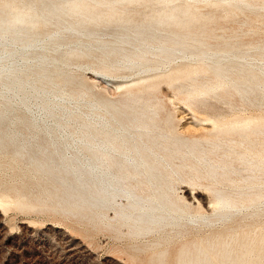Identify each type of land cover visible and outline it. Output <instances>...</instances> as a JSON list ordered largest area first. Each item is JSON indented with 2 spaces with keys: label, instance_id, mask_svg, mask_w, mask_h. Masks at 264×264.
I'll return each instance as SVG.
<instances>
[{
  "label": "bare ground",
  "instance_id": "obj_1",
  "mask_svg": "<svg viewBox=\"0 0 264 264\" xmlns=\"http://www.w3.org/2000/svg\"><path fill=\"white\" fill-rule=\"evenodd\" d=\"M10 206L151 236L149 264H264V0H0Z\"/></svg>",
  "mask_w": 264,
  "mask_h": 264
},
{
  "label": "rangeland",
  "instance_id": "obj_2",
  "mask_svg": "<svg viewBox=\"0 0 264 264\" xmlns=\"http://www.w3.org/2000/svg\"><path fill=\"white\" fill-rule=\"evenodd\" d=\"M230 26H235V24L230 23ZM254 36L257 37V35ZM102 82L103 80L101 82L97 80V87ZM111 85L109 84V86ZM102 86L99 89L106 92L107 89L102 88ZM111 87L115 90L114 85ZM168 89L166 85H162L160 93L167 103V108H170L169 110H172L174 113L175 124L188 128L189 118H192L191 111L180 101V98L176 96L174 90L171 91L172 89ZM174 101L177 102L174 103ZM170 102H172L171 105ZM178 102L181 103L177 104ZM185 107L189 111H186ZM257 112L254 109L247 111L248 114L252 113V115L257 114ZM187 185L185 182L180 183L177 188L178 193L181 194L182 188L187 187ZM188 187L194 191L198 186L190 187L188 185ZM195 191L205 192L201 187H198ZM0 217H2L0 218V264H149L152 254L149 250H136L137 245L150 241L151 236L145 237L142 241L139 240L141 242H132L126 237H115L110 231L93 228L89 224L80 222L73 217H66L58 213L27 211L10 206L3 210ZM61 218L66 219L61 221ZM188 236L190 238L191 234ZM188 236L185 239H188ZM182 240L171 244L169 256L172 259L168 256L166 264L168 262L169 264L174 262L172 256H174ZM71 244L79 249L70 251ZM142 257L144 260L141 259Z\"/></svg>",
  "mask_w": 264,
  "mask_h": 264
}]
</instances>
